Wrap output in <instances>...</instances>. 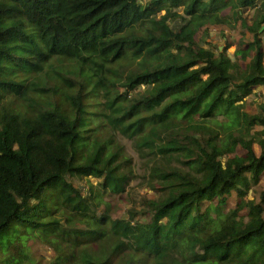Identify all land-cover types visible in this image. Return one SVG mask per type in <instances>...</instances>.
I'll use <instances>...</instances> for the list:
<instances>
[{
	"label": "trees",
	"instance_id": "16d2710c",
	"mask_svg": "<svg viewBox=\"0 0 264 264\" xmlns=\"http://www.w3.org/2000/svg\"><path fill=\"white\" fill-rule=\"evenodd\" d=\"M238 22L233 59L194 42ZM259 87L264 0H0V264H37L34 238L44 264H264ZM123 141L156 197L113 216Z\"/></svg>",
	"mask_w": 264,
	"mask_h": 264
},
{
	"label": "rangeland",
	"instance_id": "374dc122",
	"mask_svg": "<svg viewBox=\"0 0 264 264\" xmlns=\"http://www.w3.org/2000/svg\"><path fill=\"white\" fill-rule=\"evenodd\" d=\"M222 14L230 16L228 10H225ZM252 14L251 9H245L242 11L241 17L249 24ZM171 26L173 29H177L178 23H172ZM201 32L202 31L194 38V42L198 46L211 49L214 52L216 48L219 51H223L227 48V54L231 59L234 58L237 51H243L247 47V44L252 41V35L242 26L241 22H238L234 28H229L222 23L220 26L209 27L205 33L200 34ZM239 64L244 67L245 62L239 61ZM263 96L264 88L259 87L253 92V95L251 94L247 97L244 110L248 113L255 114L257 112V106L264 100ZM123 144L125 145L126 153L132 158L131 163L133 166L134 179L131 181L124 194L109 196L105 199L111 206L113 216H122L126 211L124 200L137 201L142 196L148 199H154L156 197L155 192L150 189V185L147 183L148 171L150 168L149 160L146 161L141 155L136 154L129 142L123 141ZM253 150L256 155H259L260 149L257 145L253 146ZM234 154L237 156H244L245 152L237 148ZM92 182L94 183L93 180ZM256 187V190L264 189V173L260 174ZM251 194L252 191L249 192V195ZM235 203L236 197L235 194L232 193L227 200L226 207L232 209L235 207ZM26 246L37 264H44V262L48 261L53 256L52 252L49 251L38 238L29 240Z\"/></svg>",
	"mask_w": 264,
	"mask_h": 264
}]
</instances>
